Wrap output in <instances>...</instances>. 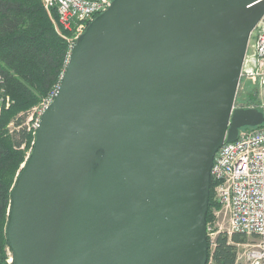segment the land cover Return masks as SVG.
I'll return each mask as SVG.
<instances>
[{"label":"water","instance_id":"water-1","mask_svg":"<svg viewBox=\"0 0 264 264\" xmlns=\"http://www.w3.org/2000/svg\"><path fill=\"white\" fill-rule=\"evenodd\" d=\"M264 0H113L72 48L11 190L13 264H207L211 169Z\"/></svg>","mask_w":264,"mask_h":264},{"label":"trees","instance_id":"trees-1","mask_svg":"<svg viewBox=\"0 0 264 264\" xmlns=\"http://www.w3.org/2000/svg\"><path fill=\"white\" fill-rule=\"evenodd\" d=\"M56 19V11L49 14L42 0H0V89L11 99L8 106L0 102V264H13L5 232L11 190L36 136L26 126L10 132L8 125L14 120L19 126L28 110L60 84L69 45L55 28ZM213 195L214 182L207 222L212 220ZM232 240L244 237L234 234ZM208 241L207 264H235L236 246L226 234L217 235L212 250Z\"/></svg>","mask_w":264,"mask_h":264},{"label":"built area","instance_id":"built-area-1","mask_svg":"<svg viewBox=\"0 0 264 264\" xmlns=\"http://www.w3.org/2000/svg\"><path fill=\"white\" fill-rule=\"evenodd\" d=\"M112 1L42 0L49 14L56 11L58 19L55 28L66 39L69 55L90 21L106 10ZM249 45L252 51L248 47L241 79L254 77L260 86H264V15L253 31ZM57 88L58 86L29 112L32 119L35 115L33 123L27 126L29 131L36 133L41 116L53 102ZM0 102L7 106L10 103L3 88L0 89ZM235 104L234 108H255ZM212 182V212L218 220L216 228L213 227L215 221L207 222L212 248L217 235L223 233L236 246L235 264H264V123L241 127L236 140L225 141L221 145L211 169V184ZM221 214L227 220L225 226L220 222ZM234 234L241 235L244 240L233 241Z\"/></svg>","mask_w":264,"mask_h":264},{"label":"rangeland","instance_id":"rangeland-1","mask_svg":"<svg viewBox=\"0 0 264 264\" xmlns=\"http://www.w3.org/2000/svg\"><path fill=\"white\" fill-rule=\"evenodd\" d=\"M55 22H57V19ZM253 39H254V37L251 40V44L253 42ZM249 51L250 52L252 51L251 45H249ZM6 96H7V94H6ZM9 99H10V97H9ZM235 102H237L235 105H240V106H245V107L254 106L255 108L264 112V86H260L258 83V80L254 77H250V78L242 77V79L240 81L239 88H238V94H237V98H236ZM9 104H11V99H10ZM36 105H34V106H36ZM33 107H31V109ZM31 109L28 110V112L26 113L27 115L24 118V121L19 126H17L15 124L14 120L10 122V124L8 125L10 132H13L14 130H19L20 127H24V126H26V128H27V126H29L33 123L35 115L33 116V119H32L31 118L32 115H30V113H29L31 111ZM20 115H22V114H20ZM29 153H30V151L28 152V154ZM213 205H214V201H213ZM213 207L214 206H212V208ZM211 211H212V209H211ZM219 218H220V222L224 223V226H225L227 224V220L226 219L224 220V217L222 214L219 216ZM214 221H215V224L213 225V227L216 228L218 226V220L212 212V220L210 222L214 223ZM212 246L213 245L210 243L211 250H212Z\"/></svg>","mask_w":264,"mask_h":264}]
</instances>
